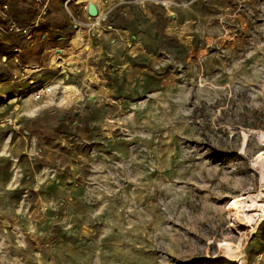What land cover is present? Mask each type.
<instances>
[{
  "label": "rangeland",
  "instance_id": "rangeland-1",
  "mask_svg": "<svg viewBox=\"0 0 264 264\" xmlns=\"http://www.w3.org/2000/svg\"><path fill=\"white\" fill-rule=\"evenodd\" d=\"M96 1L92 27L58 0L73 28L22 73L50 94L0 58V264H264V217L227 208L264 186V0Z\"/></svg>",
  "mask_w": 264,
  "mask_h": 264
},
{
  "label": "crops",
  "instance_id": "crops-1",
  "mask_svg": "<svg viewBox=\"0 0 264 264\" xmlns=\"http://www.w3.org/2000/svg\"><path fill=\"white\" fill-rule=\"evenodd\" d=\"M63 1V0H60ZM14 6L17 7L13 13H4L3 17L0 18V58L5 57V61L2 63L3 67L9 69L13 73H17V76L28 78L26 83H30L28 87L35 88V85L40 83H50L48 81L39 82L36 84L35 80L29 77L35 72L41 71L42 67L39 63L43 61L46 52L48 51V46L53 43L54 40L63 41L65 37L69 34L70 28L73 25H69V21L60 14L59 11H55L58 0H51L47 14L39 22L33 25L35 17L38 13V5L32 0H15ZM3 20V22L1 21ZM2 22V23H1ZM11 23H15L20 27H30L28 33L31 35V40L28 43H23L22 39L25 35H20V33H14L11 28ZM8 36H12L18 39V43L11 42ZM20 43V44H19ZM108 53L112 58L111 62L118 60L116 48L111 47ZM111 52V53H110ZM10 55H13V59H8ZM21 61L23 64L18 67L15 62ZM15 61V62H14ZM35 66L41 67L40 71L32 69L29 75H24V70L27 67L34 68ZM23 73V74H22ZM37 79L40 78L41 74H36ZM36 79V78H35ZM32 82V83H31ZM31 89H29L30 91ZM2 92L0 91V97Z\"/></svg>",
  "mask_w": 264,
  "mask_h": 264
},
{
  "label": "bare ground",
  "instance_id": "bare-ground-1",
  "mask_svg": "<svg viewBox=\"0 0 264 264\" xmlns=\"http://www.w3.org/2000/svg\"><path fill=\"white\" fill-rule=\"evenodd\" d=\"M76 1L82 2V0H76ZM83 1H89V2L96 3V7L98 9V14L101 13V5L98 4V2L96 0H83ZM77 39H79V37H77V36H74V38L71 39L70 45H72V48H75L77 46V43L79 41V40L77 41ZM60 54H61V52H60ZM50 64L55 65V66L60 65L57 62V60H55V59L50 60ZM65 87H69V88L72 87L73 88L72 85H66ZM263 144H264V142H263ZM253 161L256 163L255 165L259 168V171H260V174L262 177L261 179L263 182L264 181L263 180L264 179V174H263L264 173V151L256 152L254 154ZM259 190L258 191L260 192V194H262V196L264 197V186ZM259 192H257V193H259ZM256 194L255 195H247V196H240L239 195L238 197L235 196V197H232L230 199V201L228 202L227 208L230 209V217H231L232 223L236 226L237 229H239L240 227H245V228L246 227H248V228L253 227L254 226L253 221L255 219H259L260 222H261V220L263 221L264 200H257L256 198L259 195L257 196ZM245 200L247 201V203L245 202ZM223 245H221V246H223ZM224 247H226V246H224ZM238 254H239V252H238ZM225 258H227V257H225ZM228 261L229 260H227V262Z\"/></svg>",
  "mask_w": 264,
  "mask_h": 264
},
{
  "label": "built area",
  "instance_id": "built-area-1",
  "mask_svg": "<svg viewBox=\"0 0 264 264\" xmlns=\"http://www.w3.org/2000/svg\"><path fill=\"white\" fill-rule=\"evenodd\" d=\"M32 1L38 5V13L33 22V25H34L37 22H39L42 18H44V16L47 14L48 7H49V4L51 3L50 2L51 0H32ZM62 2H63L62 5L65 6L67 10H69L70 2H74V4H82L85 2L84 7H83V13L85 17L87 18V20L91 21L90 25L92 27L97 26V25L98 26L102 25V23L105 22V20L107 19V13H105L104 11L99 13L96 17H90L86 13V4H88L86 1L81 2V1H76V0H63ZM155 2L157 4H160L162 7H166V6L170 7L171 5V2L168 0H156ZM3 8H6V5H3ZM70 16L76 26H79L80 24L81 25L84 24L81 22V20L74 17V15L70 14ZM10 26H11L10 29L14 33H20V35H25L24 38L22 39L23 43H28V41L31 40V35L28 33L29 28H30L29 26L20 27L16 25L15 23H11ZM30 69L40 71L41 68L38 66H35L34 68H30ZM53 89H54L53 85H51L50 83H40L38 85H35V88L31 89L30 94H31L32 99L39 100L44 95L50 94Z\"/></svg>",
  "mask_w": 264,
  "mask_h": 264
},
{
  "label": "water",
  "instance_id": "water-1",
  "mask_svg": "<svg viewBox=\"0 0 264 264\" xmlns=\"http://www.w3.org/2000/svg\"><path fill=\"white\" fill-rule=\"evenodd\" d=\"M88 4H86V13L90 16V17H96L98 15V9L96 7V3L93 2H87ZM3 60L5 59V57L2 58Z\"/></svg>",
  "mask_w": 264,
  "mask_h": 264
}]
</instances>
